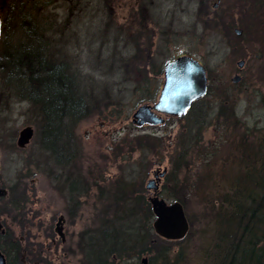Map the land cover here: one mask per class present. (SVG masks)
<instances>
[{
    "label": "rangeland",
    "instance_id": "374dc122",
    "mask_svg": "<svg viewBox=\"0 0 264 264\" xmlns=\"http://www.w3.org/2000/svg\"><path fill=\"white\" fill-rule=\"evenodd\" d=\"M11 1L0 4L4 8ZM14 3L11 12L22 9L43 30L51 64H71L92 93L91 113L74 127L77 162L70 171L59 170L37 142L41 122L33 107L2 84L6 73H0L1 177L7 188L16 184L9 198L23 196L12 205L15 211L3 214L12 232L0 243L15 245L11 264H84L91 238L97 243L110 224L103 217L121 202L111 195L133 183L135 191L143 184L149 197L153 190L146 185L165 168L161 195L169 202L182 199L190 225L187 237L173 245L170 264H223L222 256L232 255H225L231 239L242 232L238 221L221 214L220 200L245 164L264 155V0ZM181 55L205 66V96L186 115H162L163 124H134L136 109L157 101L166 63ZM146 88L150 95L143 93ZM27 126L35 130L30 144L8 146ZM63 171H80L72 200L55 178ZM226 233L228 239L221 238ZM142 257L151 255L141 256L140 263Z\"/></svg>",
    "mask_w": 264,
    "mask_h": 264
},
{
    "label": "trees",
    "instance_id": "16d2710c",
    "mask_svg": "<svg viewBox=\"0 0 264 264\" xmlns=\"http://www.w3.org/2000/svg\"><path fill=\"white\" fill-rule=\"evenodd\" d=\"M14 1L4 8L0 4L3 13L0 73L4 71L6 73L5 81L2 79L1 82L5 84L4 86L9 85L11 92L17 95L19 101L33 107L32 112L41 122L37 131V142L41 150L52 159V167L59 170L72 169L79 153L74 127L91 113L88 104L91 102L92 91L84 88L78 71L71 64L67 62L51 64L47 54L48 48L42 37L43 30L41 31L37 24V27H34L30 15L22 12V9H17V14L11 12L17 7ZM17 29H22V32ZM146 89L143 93L149 94V89ZM262 104L264 107V99ZM182 157H185V154ZM175 162L176 169L179 167V161ZM242 169L244 174L220 200L221 214L231 222L238 221L242 232L240 237L231 239L228 250L232 251V255L225 256L221 262L264 264V238L261 240L254 235L256 226L264 220V155L261 158L253 157ZM64 172L61 175L57 174L55 178L61 188L68 189L65 190L72 200L71 197L80 183V171L76 175ZM72 176L75 177L69 183ZM174 181L176 182L175 179L169 180L172 184ZM141 185L140 190L135 191L133 183H126L121 185L126 188L111 195L115 197L116 202H121L112 206L111 216L103 217L105 222L110 221V224L104 228L103 238L99 237L97 243L96 239L93 241L91 238L88 250H84L86 255L84 264H128L131 260L134 264H141L139 259L146 254L151 255L149 264H156L160 256H163L162 264H170V259L166 260L165 257L170 252V246L176 241L164 239L154 232L153 214L146 197L147 190L143 184ZM175 192L174 190L172 194L174 198L177 197ZM15 197L20 201L23 198L22 194ZM177 200L182 201L181 198ZM73 206L76 207L75 204ZM221 238L228 239L227 233ZM241 244L243 247H239ZM0 249L7 250L2 244ZM164 250L166 254L163 255ZM152 254L155 256L152 257ZM91 259L93 260L90 261Z\"/></svg>",
    "mask_w": 264,
    "mask_h": 264
},
{
    "label": "water",
    "instance_id": "95a60500",
    "mask_svg": "<svg viewBox=\"0 0 264 264\" xmlns=\"http://www.w3.org/2000/svg\"><path fill=\"white\" fill-rule=\"evenodd\" d=\"M2 17L0 15V33ZM243 65V61L239 62ZM239 76L234 81H239ZM206 68L193 56L181 55L164 66V84L157 101L154 104L140 105L132 115V122L139 126L163 124L166 116L186 115L194 102L203 98L208 90ZM32 126L23 128L18 135L17 144L24 148L34 137ZM167 169L154 175L146 185L153 190L149 200L157 215L154 222L155 231L163 238L177 240L183 238L189 231L190 225L183 205L175 201L168 205L160 198L159 182L165 176ZM5 258L0 252V264H5ZM141 264H148V258L141 259Z\"/></svg>",
    "mask_w": 264,
    "mask_h": 264
},
{
    "label": "flooded vegetation",
    "instance_id": "af4514ba",
    "mask_svg": "<svg viewBox=\"0 0 264 264\" xmlns=\"http://www.w3.org/2000/svg\"><path fill=\"white\" fill-rule=\"evenodd\" d=\"M14 144L17 147H19L17 144V139H15V138H14V140L12 139L9 141L8 146H10L11 148L14 149ZM29 144H27L24 148H26ZM24 148H20V149H24ZM154 173L158 176L160 174V172H158V171H156ZM3 180L4 179L1 177V170H0V203L2 202V204H0V239L6 238L8 240L9 238H7V237H9L11 235L12 230H10L9 228L6 227L5 221H4L6 216L4 217L3 214H5V213L11 214L12 211H15L14 210L15 208L12 207V205L16 206L17 203H20V200L18 197L15 199L9 198V195H10L9 190L13 189L12 187L16 186V184L14 186H12L10 189V187L7 188L5 186V185H7V183L4 182ZM14 219H15V216L12 215V220H14ZM5 246H6L7 250L5 251L3 249H0V252L5 258V261H6L5 264H11V259H10L9 255H10V253L16 252L15 251L16 248L14 247V245L10 246L7 244ZM9 247H12V248H9Z\"/></svg>",
    "mask_w": 264,
    "mask_h": 264
},
{
    "label": "bare ground",
    "instance_id": "6f19581e",
    "mask_svg": "<svg viewBox=\"0 0 264 264\" xmlns=\"http://www.w3.org/2000/svg\"><path fill=\"white\" fill-rule=\"evenodd\" d=\"M161 190L162 189H160V198H162V199H164L166 202H167V204L168 205H170V204H172L173 202H169L166 198H164L162 195H161ZM149 198L150 197H148L147 196V201L150 203V206H151V210H152V214H153V219H152V225H153V227H154V222H155V220L157 219V215H156V213L154 212V210H153V208H152V203L150 202V200H149ZM259 215L257 214L256 215V217H258ZM257 227V229H256V231L254 232V235H255V238H259V239H263L264 238V220L261 222V223H259L258 224V226H256ZM154 232L158 235V236H160L156 231H155V229H154ZM189 232V231H188ZM187 235H188V233L183 237V238H181V239H177V240H173V241H176L175 243H173L172 244V246H170V252L166 255V260H169L170 261V263H172V259H173V256H174V249H175V247L173 246L174 244H178L179 242H181V240H183V239H185L186 237H187ZM161 237V236H160ZM163 238V237H162ZM164 239H166V238H164ZM261 239V240H262ZM167 240H169V239H167ZM228 248H229V245L227 246V248H226V250H225V255H227V253H229L230 251L228 250ZM230 250H231V248H230ZM163 255L164 254H166V250H164L163 252ZM162 257L163 256H160L159 258H158V261L161 263V259H162ZM225 256H222V259L224 258ZM142 258H144V257H142ZM148 258V257H147ZM148 264H149V259H148Z\"/></svg>",
    "mask_w": 264,
    "mask_h": 264
}]
</instances>
